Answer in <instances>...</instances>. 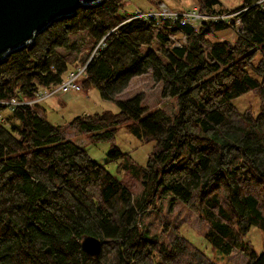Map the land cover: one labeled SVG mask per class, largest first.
I'll list each match as a JSON object with an SVG mask.
<instances>
[{"label":"trees","instance_id":"trees-1","mask_svg":"<svg viewBox=\"0 0 264 264\" xmlns=\"http://www.w3.org/2000/svg\"><path fill=\"white\" fill-rule=\"evenodd\" d=\"M196 1L201 12L227 11L219 0ZM242 1L232 10L243 25L234 42L216 38L230 28L224 21L145 19L122 13L120 0H102L0 59V264H216L163 215L159 201L169 197L168 212L181 203L214 250L264 264V252L246 242L253 228L264 238V0ZM181 35L187 41L176 47L171 37ZM155 41L158 49L144 50ZM85 66L82 90L98 89L118 113L56 127L27 103ZM146 74L178 101L175 115L149 112L142 95L117 100ZM249 92L258 113L233 104ZM121 126L154 142L146 165L134 169L139 198L67 138L74 130L114 145ZM114 147L117 160L124 154ZM88 236L103 244L97 257L82 246Z\"/></svg>","mask_w":264,"mask_h":264},{"label":"rangeland","instance_id":"rangeland-1","mask_svg":"<svg viewBox=\"0 0 264 264\" xmlns=\"http://www.w3.org/2000/svg\"><path fill=\"white\" fill-rule=\"evenodd\" d=\"M120 1L123 4L121 12L126 14L155 12L162 3L169 9V11H188L197 6L196 0ZM219 1L221 3V8L224 10H235L243 5L242 0ZM166 7L165 9H167ZM229 16L230 18H227L226 20L232 19L234 15L231 16L230 14ZM236 27H239L237 23ZM239 36L241 35L235 30V28H229L225 32H221L216 38L221 40L227 39L234 42L236 38H239ZM159 47V42L155 41L151 47L145 46L144 50L146 51L148 48L156 50ZM68 79L69 77H66L64 82ZM79 86L80 90L70 89L68 91H64L62 89L58 90L59 87L53 88L52 91L42 90L41 93H49L50 95L46 100L39 102V106L37 107L39 113L52 125L56 127H64L77 117L101 114L106 111H111L113 113L119 112V107L116 102L104 99L98 89L94 88L86 92L82 90L80 83ZM138 95L143 96V106L147 108L149 112L163 110L170 115H175L178 112V101L173 98H164L162 96V84L156 83L151 74L134 78L130 82L127 89L117 96V100L127 101ZM233 104L240 111L252 108L255 113H258L259 110V99L252 92L235 99ZM8 113L9 112H6L5 114ZM67 138L73 140L81 146L94 161L99 163L101 166H104L109 173L117 178L123 185L127 186L135 197L139 198L142 195L143 188L134 174V169L135 166L146 165L148 157L153 150L154 142L145 143L129 133L124 126H121L116 133L114 145L124 155L119 157L117 160H114L113 155L115 147L110 142L93 143L91 142L89 134H82L74 130H69L67 132ZM160 202L163 204L161 212L163 215H166L167 218H171L174 224L178 225V233L185 237L214 263L246 264L245 262L247 257H245L244 254L235 252L231 255H225L217 250H214L203 237L206 227L201 225L198 222L199 220L196 221V217L190 216L186 208L182 206L181 203L173 201V208L168 212L167 204L170 202V197L163 201H159V203ZM161 230L162 228H159V231ZM263 239L262 233L257 228H253L249 232L246 242L251 244L258 254H262L264 252Z\"/></svg>","mask_w":264,"mask_h":264},{"label":"water","instance_id":"water-1","mask_svg":"<svg viewBox=\"0 0 264 264\" xmlns=\"http://www.w3.org/2000/svg\"><path fill=\"white\" fill-rule=\"evenodd\" d=\"M102 0H0V59L34 42L36 36L58 19L72 16L82 6ZM84 250L97 257L102 250L100 239L82 240Z\"/></svg>","mask_w":264,"mask_h":264},{"label":"built area","instance_id":"built-area-1","mask_svg":"<svg viewBox=\"0 0 264 264\" xmlns=\"http://www.w3.org/2000/svg\"><path fill=\"white\" fill-rule=\"evenodd\" d=\"M165 5H161L159 7V9L155 12H151V13H147V14H141L138 17L140 18H145L148 19L149 17H154L159 18V17H163L165 19H169L172 21H177L180 22L182 25H195L201 22H217V21H224L226 24L232 26L233 28H235V30L239 33L242 34V22L241 20L237 17L240 14L239 12H235V13H207V12H201L199 9L197 8H193L191 10L185 11V12H171L169 11V9H165ZM233 16L232 19L230 20H226L227 18H230V15ZM236 23L238 24L239 27H236ZM172 40H176V36H172L171 37ZM187 37L184 36L183 37V41L182 42H175L176 47H181L182 43L186 42ZM85 67H82L80 69L79 73L76 74H70L69 75V79L66 82H63L60 86L58 90H64V91H68L70 89L73 90H80V86L78 84V80L81 77V75L85 72ZM49 93H39L37 95V100L35 101H31V102H27L28 104L33 105L34 103H39L42 102L44 100H46L49 97ZM2 104H6V105H16L17 103L15 101L12 102H2Z\"/></svg>","mask_w":264,"mask_h":264}]
</instances>
